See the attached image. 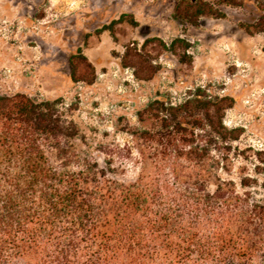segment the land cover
Listing matches in <instances>:
<instances>
[{"label": "trees", "instance_id": "1", "mask_svg": "<svg viewBox=\"0 0 264 264\" xmlns=\"http://www.w3.org/2000/svg\"><path fill=\"white\" fill-rule=\"evenodd\" d=\"M260 10L247 33L264 32ZM233 102L204 86L177 101L157 93L136 112L134 148L99 164L71 144L77 126L59 99L0 92V264H264V201L220 174L239 137L223 123Z\"/></svg>", "mask_w": 264, "mask_h": 264}, {"label": "rangeland", "instance_id": "2", "mask_svg": "<svg viewBox=\"0 0 264 264\" xmlns=\"http://www.w3.org/2000/svg\"><path fill=\"white\" fill-rule=\"evenodd\" d=\"M198 3L215 14L195 18ZM263 5L264 0H0V92L59 99L64 116L77 126L71 144L99 164L117 146L134 148L128 132L138 125L136 112L157 93L177 101L204 86L211 94L229 95L234 102L223 123L237 128L239 137L228 151L227 173L220 174L264 201V32L249 34L240 26L254 24ZM185 10L190 19H179ZM122 14L123 21L114 22ZM176 38L186 48L164 47ZM73 54L77 68L71 79ZM135 173L126 164L123 178Z\"/></svg>", "mask_w": 264, "mask_h": 264}]
</instances>
